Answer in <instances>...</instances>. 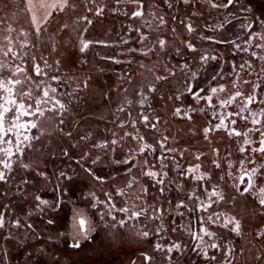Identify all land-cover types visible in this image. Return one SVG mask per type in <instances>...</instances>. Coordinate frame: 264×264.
<instances>
[{
  "label": "flooded vegetation",
  "instance_id": "af4514ba",
  "mask_svg": "<svg viewBox=\"0 0 264 264\" xmlns=\"http://www.w3.org/2000/svg\"><path fill=\"white\" fill-rule=\"evenodd\" d=\"M46 1H51L52 7L42 12V26L38 27L37 18L27 14L25 7L22 12H8L13 21L1 25L0 53H5L0 55V82L11 90V99L26 107L31 105L30 111L35 114L22 116L20 122H35L37 128L29 134L38 139L25 142L23 155L11 157L9 179L0 182V212L5 213L7 221L0 230V264H100L105 251L114 249L118 253V246L129 249L126 264H264V251L251 240L250 230L252 222L253 227L258 224L252 233L258 236L264 232V207L254 196H240L235 187L243 170L241 161L244 169H260L256 184L257 188L264 186V153L252 151L260 147L262 139L256 129L264 131V116L259 115L264 109V103H260L264 101V59L260 58L264 57V48L256 47L264 45V0H234L228 7L223 6L227 0H67V6L65 0ZM100 8L103 12L97 15ZM138 10L143 15L134 17L132 13ZM64 13L73 16L66 26L73 36L69 43L71 40V45L80 47L81 39L91 41L80 61V65L90 68L88 73L68 69L62 60L50 59V51L57 46L55 38L46 37L52 31L50 22ZM28 18L33 22L28 24ZM248 25H252L250 30ZM11 26L18 33L16 40L8 37ZM142 36L147 39L142 40ZM161 39L166 42L164 48L159 46ZM189 43L195 51L188 50ZM235 44L248 51L236 49ZM202 56L209 57L206 63ZM213 56L217 59H211ZM37 65L40 75L35 71ZM192 73H196L195 80ZM157 76L167 79L157 80ZM16 80L20 83H14ZM189 83L205 90L222 85L225 91L213 96L216 107L211 108L207 101L197 103L186 93ZM91 84L103 87L100 99L93 97ZM149 87L156 91L149 92ZM45 89L50 99L43 97ZM236 91L243 95L220 108L219 101ZM141 93L147 96L143 106ZM8 95L0 88V104ZM249 95L255 96L256 102L248 105V111L241 116H227L239 112L242 100ZM37 100L41 101L43 116L36 111ZM59 104L65 105L63 111ZM177 107L182 109L179 116L174 115ZM189 107L196 109L190 113L191 119L183 117V110ZM251 113L257 115L253 117ZM145 115L149 117L148 125L143 121ZM11 117L12 113H8L5 127L12 123ZM224 117L226 127L217 129L215 126ZM253 118L261 123L253 125ZM205 128L211 129L207 136ZM233 128L242 135H230ZM243 133H248L252 143L244 145ZM185 134L187 141L183 139ZM10 138L15 140L14 136ZM113 139L118 141L115 146L111 145ZM102 143L109 147H95ZM144 143L152 145L155 152L146 149L140 154ZM242 146L244 152L240 151ZM5 147L9 145L0 144V148ZM84 153L86 159L78 163ZM97 156L100 159L93 165ZM130 156H135L132 165L114 163ZM160 156L164 157L162 161ZM4 158L0 153V159ZM197 165L199 169L188 174L187 170ZM85 168H91L101 179L89 175ZM149 170L158 173L155 179L144 175ZM61 172L72 179L63 181L58 190ZM196 175L204 179L194 180ZM158 179L164 183L157 184ZM213 188L222 192L224 199L213 203L206 212L196 211L199 201L195 197L207 203V192ZM118 190L123 194H117ZM35 196L53 203L60 197L62 203L56 210L40 211ZM181 200L186 207L178 209L176 204ZM250 202L257 212L254 220H246L244 215ZM121 208L129 211H118ZM134 211L142 214L129 219ZM214 214H220V219ZM209 215L215 223L207 219ZM228 217L240 221V235L230 231L231 225L223 227ZM50 218L54 224H48ZM81 218L86 221L88 239L77 236L80 247L74 248L73 235L80 230ZM16 219L21 221L19 228L12 227ZM121 219L125 221L123 225L119 223ZM202 226L214 236H204L203 241L193 239L191 233L199 232ZM143 232L149 235L144 237ZM258 238L264 241V237ZM173 243H179L181 250L168 253ZM237 243L243 247L237 250ZM157 244L162 247L157 249Z\"/></svg>",
  "mask_w": 264,
  "mask_h": 264
},
{
  "label": "snow or ice",
  "instance_id": "6c2138e0",
  "mask_svg": "<svg viewBox=\"0 0 264 264\" xmlns=\"http://www.w3.org/2000/svg\"><path fill=\"white\" fill-rule=\"evenodd\" d=\"M185 2H187V0H185ZM233 3H234V0H227L226 4H224L223 6L224 7H228V6L232 5ZM65 6H67V0H65ZM212 6L213 7H217L218 5L213 4ZM138 7H142V4H139ZM102 12H103L102 8L97 9V15L101 14ZM132 15L134 17H140V16L143 15V12L138 10V11L133 12ZM160 19H161V23H163V18L161 17ZM88 22L91 23V21H88ZM261 23H262V26H264V22H261ZM221 27H222V25H221ZM247 27L250 30L252 25H248ZM37 30H39V29H37ZM188 30L190 32L193 31L191 25L188 26ZM252 35H254V34H252ZM262 38H264V37H262ZM141 39L142 40H146L147 37L146 36H142ZM207 39H211V38H207ZM217 42H220V41H217ZM125 43H127V41H125ZM158 43H159V46L161 48L165 47L166 42L163 39L159 40ZM80 44H81V46H80L79 50H80L81 53H83L89 48V46L91 44V41H87V40L81 39ZM256 47L264 48V45H259L258 44V45H256ZM187 48H188L189 51H195L196 50L194 48V46L192 44H190V43L187 45ZM235 48L238 49V50L248 51L247 48L241 49L239 44H235ZM132 51H136V50L132 49ZM251 54H252V56H256L255 52H252ZM260 58L264 59V57H260ZM109 59H112L114 63H120L119 60H115L114 58H109ZM208 59H209V57H207V56H202L201 57V60L204 63H206ZM211 59L216 60L217 57L213 56V57H211ZM183 67L187 68V65L185 64ZM233 67L235 68V66H233ZM240 67H244V65H240ZM249 67H251V65H249ZM0 68H2V66H0ZM35 71H36L37 75L41 74V70H40L38 65L35 66ZM169 75H174V73L169 72ZM53 79H55V77ZM156 79L157 80H166L167 76H157ZM195 79H196V73H192V80H195ZM215 79H216V77L214 76L213 80H215ZM9 83H13V81H9ZM14 83H20V81L16 80V81H14ZM245 83H247V81H245ZM256 87H259V85H256ZM0 88H2L6 93L9 94L8 96H6L4 98L5 103L4 104H0V144L9 145V147L0 148V153H2L3 156L5 157L4 159H0V165L3 166L2 169H0V182H5L6 183L8 181V179H9V175L8 174L12 171L11 157L13 155H17V154L23 155V145L25 144V142H30L33 139H38V137L31 136L29 134L31 129L37 128V124L35 122H31V121H27V122H23V123L20 122V118L22 116H31V115L35 114V113L30 111L31 105H28L26 107L23 102L17 103L16 100L11 99L10 98L11 97V90L3 82H0ZM51 91L55 92L56 89L53 88V89H51ZM148 91L149 92H154V91H156V88L155 87H149ZM185 91H186V93L190 94L192 96V98L197 103H199V101H201V100H205V101H207L209 107L215 108L216 105L212 104V98H213V96H216L218 93L224 92L225 88H224V86L220 85L219 87H211L208 90H205L203 88L197 89L192 83H189ZM206 91L209 92L210 94H205ZM26 95H31V94L30 93H26ZM242 95L243 94L241 92L236 91L234 94L230 95L227 99L220 100L219 101V107L220 108H224V107H226L228 105H231L233 102H235L237 100L238 97H241ZM141 96H142V99H141L140 103L143 106V104L147 100V96L144 95L143 93H141ZM43 97L50 99L49 90L45 89L43 91ZM176 99L180 100L181 96H176ZM46 102L47 101H45V103ZM254 102H256L255 96L249 95L247 97H244V99L241 102L240 111L237 112V113H228L227 116H233V115L241 116V114L243 112L249 110L248 109V105H250V104H252ZM57 103H59V102H57ZM260 103H264V101H260ZM40 104H41V101L37 100L36 101V111L39 113L40 116H43L44 112L40 110ZM59 108H60L61 111H63L65 109V105L59 104ZM120 110L123 111V109H120ZM195 110L196 109L193 108V107H189L187 110H183V117H185L187 119H191L190 113L195 111ZM8 113H12V117H11L12 123L9 124V126L5 127L6 116L8 115ZM181 113H182V109L180 107H177L175 109L174 115L179 116V115H181ZM251 115L253 117H255L257 114L256 113H251ZM259 115L264 116V109L261 110V113ZM226 118L227 117L221 118L220 122L215 127L217 129H220L222 127H226V125H225V119ZM242 118L247 119V117H242ZM143 121H144V123L146 125H148L149 124V117L146 116V115L143 116ZM235 122H236L235 120L231 121L232 124H235ZM251 122H252L253 125H257V124L261 123V121L259 119H255V118H253ZM61 123H63V121H61ZM121 127H123V124H121ZM151 127L154 128L155 125L152 124ZM21 130H23V132H21ZM210 130L211 129H209V128H205L204 129L205 136H207V134H208V132ZM256 131H260L262 139L260 141V147L259 148H253L252 151L253 152L264 153V131H261V129H259V128H257ZM229 134L230 135H236V136L242 135V133H240L239 131H236L234 128L230 130ZM243 135L245 136L244 145H249L250 143H252L247 138L248 133H243ZM11 136L15 137L14 141H13V139L10 138ZM82 139H87V137H83ZM133 139H136V137H133ZM139 139L142 141L144 138L143 137H139ZM165 139H167V138H165ZM117 144H118L117 140L113 139L111 141V145L112 146H115ZM13 146H14L15 151H13ZM160 146H161V148L164 147L162 142H161ZM95 147L106 149V148L109 147V145L107 143H102V144L95 145ZM146 149H151L153 152H155V148H153L152 145L144 143V144H141V146H140V149H139L140 154H143ZM111 150L113 152L116 151L115 147H113ZM240 151L244 152L245 148L242 146L240 148ZM64 155H68V153L65 152ZM86 157H87V153H84L82 155V157H81V161H78V163H81L84 159H86ZM99 159H100L99 156L95 157L92 160V164L95 165L98 162ZM158 159L162 161L164 159V157L160 156V157H158ZM197 159H199V157H197ZM134 160H135V156H130V157H126L123 160H115L114 163L123 164V165H132ZM241 165H242V169L243 170L241 172V175L239 176V184L235 185L237 191L239 192L240 196H245L246 194L254 196L255 199L260 204V206L264 207V186H260L259 188H257V184H256L257 178L261 175L260 169L252 168L250 171L247 170V169H244L243 161H241ZM216 166L219 167V164H217ZM24 167L27 168L28 165H24ZM198 169H199V165H197L196 168H189L187 170V172H188V174H191L193 172H196ZM84 170L86 172H88L89 175H93L95 177V179H97V180L101 179V177L95 176V173L93 172V170L91 168H85ZM127 171L130 172L131 171V167H129L127 169ZM39 175L45 176V173L44 172H40ZM144 175H147V176L152 177V178L155 179L157 177L158 173L149 170V171L145 172ZM164 175L166 176L167 173H164ZM192 178L194 180H197V181L204 179V177L202 175H196V176H193ZM71 179H72L71 176H68L64 172H61L60 176L58 178L59 183L57 184V189L60 190L61 184L63 183V181L71 180ZM185 179H187V175H185ZM156 183L157 184H163L164 180L163 179H158V180H156ZM240 185H243L242 190L240 188ZM129 187H131V184H129ZM144 191L146 193L147 189H144ZM205 191H207V189H205ZM161 192H163V189H161ZM117 194L122 195L123 191L122 190H118ZM61 195H63V192H61ZM193 195L195 196V193H193ZM207 195H208V202L207 203H205V201H203V200H200L199 196L195 197L196 200L199 201V205H198L196 211H205L206 212L208 210V208H210L212 206L213 203H219L220 201H222L224 199V194L222 192L216 190L215 188H213V190L211 192H207ZM213 197H215L216 199L213 200L212 199ZM191 198L192 197L190 196L189 199H191ZM34 199L36 201H38L37 209L40 210V211H43L45 208H51L53 210H56L60 206V204L62 203V200H61L60 197H57V200H56L55 203H53L52 201H49L47 199H42L40 196H35ZM97 203H101V202L97 201ZM108 204H111V196L110 195H109ZM107 206L108 205H106V207ZM176 207L179 209V208L186 207V205L181 200L179 203L176 204ZM112 208H114V205H112L109 208V214H111ZM118 211L127 213L129 211V209L128 208H121ZM189 211H192V209H189ZM141 214L142 213H140V212H135L134 211V212H132V216L129 217V219H131L133 217H138ZM29 215H31V213H29ZM179 215L183 216V213H179ZM214 215L216 216L217 220L220 219V214H214ZM103 216H104V213H101V218L102 219H103ZM112 219L115 220L116 217L113 216ZM207 219L209 221L215 223V221L213 220V216L212 215H209L207 217ZM54 223H55L54 219H52V218L48 219V224L51 225V224H54ZM78 223H79V226H80V230H79L78 233L73 235V243L71 244V247H74V248H79L80 247V239H77V236H80V238H82V239H88L87 229L85 228V224H86L85 219H83V218L79 219ZM119 223L121 225H123L125 223V221L123 219H121L119 221ZM200 223H201V225L204 224L203 217L200 218ZM6 224H7V221H6L5 213L4 212H0V230H3L6 227ZM230 225H231L230 231L236 233L237 235L241 234V223H240L239 220H236L234 217L226 218L225 221H224L223 227L228 228ZM20 226H21V221L19 219H16V220L12 221V227L19 228ZM27 227L31 228V225L28 224ZM142 235L144 237H147L149 235V233L148 232H143ZM191 235L193 236V239L198 240V241H203L204 236L212 237V236H214V233L210 232L206 227L202 226L200 228L199 232H193V233H191ZM258 236L264 237V232L258 233ZM211 246L212 247H218V245H216V244H212ZM161 247H162V245H160V244L156 245L157 249H159ZM196 247L199 249L200 245L197 244ZM180 250H181V245L179 243H173L172 245L168 246V248H167V252L168 253H172L173 251H177L178 252ZM230 252H231V250H229V253ZM204 255L207 256V252L206 251L204 252ZM144 258H145V260H150V257H148V256H145Z\"/></svg>",
  "mask_w": 264,
  "mask_h": 264
},
{
  "label": "rangeland",
  "instance_id": "374dc122",
  "mask_svg": "<svg viewBox=\"0 0 264 264\" xmlns=\"http://www.w3.org/2000/svg\"><path fill=\"white\" fill-rule=\"evenodd\" d=\"M2 2L6 3V7L12 11H18V12H22L23 8H26L27 14L33 15L34 18L36 17L37 19V23H39L38 27L44 24V22L42 21V18L44 17V13H42L43 11H45L47 8L48 10H51L52 7V3L47 2L46 0H23L22 3H19L20 1L18 0H1ZM1 7V6H0ZM47 7V8H46ZM5 8V6H4ZM42 8V10H41ZM3 9V8H2ZM2 10L0 9V23L1 22H6V15L7 13H2ZM72 16V15H71ZM71 16H67L64 14H62L58 19L55 20H51L50 22V26L51 27V32H49V35H45L44 32H41L42 35H45L46 37H52L55 38V42H57V46L55 48L52 49V51H50V59L51 60H62L63 61V65L64 67L68 68V69H77L79 68L78 72L81 73L80 71H84L85 73H88V70L90 71V68H88V66L86 65H80V61L82 60V56L84 55V52L81 53L80 52V47L76 46V45H71L72 41L70 40L71 43H69V38L72 39V37L70 36V33H68V24L70 23V19ZM73 17V16H72ZM29 19V18H28ZM31 19V18H30ZM27 20L28 24H30L31 22H33V20ZM44 20V19H43ZM47 21V20H45ZM46 23V22H45ZM27 24V25H28ZM2 23L0 24V35L1 33H3V31L1 30L2 27L1 26ZM6 25V24H5ZM6 27H8L6 25ZM34 28V27H32ZM63 28H65L64 30H62ZM7 29V28H5ZM35 30V29H34ZM56 34V36H55ZM16 42V41H15ZM47 43V42H45ZM5 52L1 51L0 55H3ZM92 75H95V72L91 73ZM92 86V84H91ZM102 88L103 87H99V86H92L90 87V91H92V93L95 95L93 97H96L97 99H100V93L102 92ZM89 107H91L89 105ZM91 109V108H90ZM90 109H88L87 111H91ZM183 139L185 141H187L188 139V135L185 134V136H183ZM257 212H255V210L253 209L252 203L250 202V206L248 207V209L244 212L245 215V219L246 220H254L256 219V214ZM249 224V223H248ZM253 224L251 222V240L254 241L256 244H258L257 248L260 251H264L263 248V242L260 241V239L258 238L257 234L255 235L254 233H252V231L255 229V227L258 225L256 224L253 227ZM250 226V224H249ZM258 238V239H257ZM259 240V241H258ZM242 245L240 244H236V249L238 250ZM243 247V246H242ZM115 253L116 251L114 249L110 250H106L105 251V255L102 256V258L98 261L100 262V264H126L127 262V257L129 254V249L126 247H119L118 246V253L116 252V256L114 254L111 255V253ZM259 252V251H258ZM236 258L239 257L238 253H235ZM91 264H93L91 262Z\"/></svg>",
  "mask_w": 264,
  "mask_h": 264
},
{
  "label": "trees",
  "instance_id": "16d2710c",
  "mask_svg": "<svg viewBox=\"0 0 264 264\" xmlns=\"http://www.w3.org/2000/svg\"><path fill=\"white\" fill-rule=\"evenodd\" d=\"M0 9L2 10L1 12L3 13H7V15H6V19H7V23L8 22H11V21H13L12 19H11V17L9 16L10 14H8V12H11L12 10H10L9 11V9L6 7L7 5H6V3L5 2H2L1 0H0ZM4 6H5V8H4ZM3 8V9H2ZM10 18V19H9ZM0 21H1V19H0ZM17 22V21H16ZM2 23V22H1ZM9 25V24H8ZM10 27V26H9ZM8 30H10V31H12L11 32V35L10 36H8V37H10V38H12V39H17L19 36H18V33L17 32H15V30H13L12 29V26H11V29H8Z\"/></svg>",
  "mask_w": 264,
  "mask_h": 264
}]
</instances>
